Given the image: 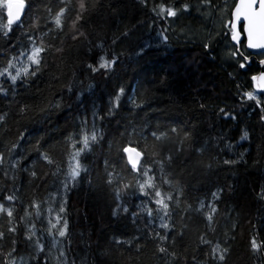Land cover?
Returning a JSON list of instances; mask_svg holds the SVG:
<instances>
[{
	"label": "snow or ice",
	"instance_id": "snow-or-ice-1",
	"mask_svg": "<svg viewBox=\"0 0 264 264\" xmlns=\"http://www.w3.org/2000/svg\"><path fill=\"white\" fill-rule=\"evenodd\" d=\"M106 3L0 0V264H117L114 257L123 252L143 264L149 245L152 260L163 264H229L236 224L229 226L232 235L223 231L221 240V221L227 224L231 217L230 212H221L224 189L217 187L193 204L186 195L185 177L207 175L221 163L228 169L246 163L253 141L250 130L241 127L243 111L200 103L201 112L214 117L209 128L236 129L233 136L220 131L211 137L202 135L197 124L166 118L163 112L149 116L158 105L148 90L126 94L120 86L101 111L91 99L96 87L92 81L115 75L124 55L116 46L133 38L130 28L113 33L110 42L89 31L93 17L102 13ZM138 4L148 10V28L155 35L138 43L135 55L143 58L149 49L167 48L172 38L198 43L206 58L215 61L219 56L248 77L245 89L237 84L238 103L249 113L256 112L264 125V0H183L179 4L138 0ZM193 19L204 25V31L184 22ZM81 47L88 61L86 71L77 77L70 58L73 49ZM74 110L71 129L59 138L44 139L40 128L27 136L17 129L13 139L10 118L15 123H40L57 112L72 115ZM123 111L134 113L136 119L117 129L116 137L106 138L104 121ZM103 148L108 151L96 165L93 183L89 164ZM32 151L35 156L29 159ZM225 151L229 155L221 160L219 155ZM22 175L33 191L27 199ZM49 175L62 177L52 182L50 190ZM85 183L89 191L110 197L114 221L131 224L126 239L114 237L101 250L93 247L86 229L77 231L73 226L70 230L69 196ZM42 185L48 195L37 198L35 190ZM258 199L264 201V189ZM193 231L195 246L189 253L181 245ZM247 246L251 254L264 257V223L253 225Z\"/></svg>",
	"mask_w": 264,
	"mask_h": 264
},
{
	"label": "trees",
	"instance_id": "trees-1",
	"mask_svg": "<svg viewBox=\"0 0 264 264\" xmlns=\"http://www.w3.org/2000/svg\"><path fill=\"white\" fill-rule=\"evenodd\" d=\"M181 2L183 0H175L177 4ZM192 2L194 3V0ZM150 19L148 10L141 8L138 0H107L102 13L98 17H93L89 31L100 39L110 42L113 33L125 28L133 30L130 33L133 38L124 45L116 46L117 52L124 53L120 58L121 63L114 76L107 80L97 77L92 81L96 87L91 99L95 100L98 108L103 111L109 96L120 86L125 88L126 94L129 90L137 95L148 90L153 103L158 105L149 116L163 112L166 118L197 124L205 137L215 136L220 131H228V135L233 136L236 129L232 127L229 131L227 128H209V122L214 117L208 112L202 113L200 103L208 104L212 108L227 105L236 113L243 111L240 117L243 121L241 127L250 130L253 141L244 158L246 163L238 164L234 169H228L221 163L214 172L207 175L197 173L195 176H186L185 183L188 184L186 195L194 204L196 198L203 199L217 187L223 188L224 203L221 205V212H230L231 217L227 224L224 220L221 221L220 239L225 238L223 231H228L229 235H232L229 226L232 223L236 224L235 239L231 241L232 256L229 264H264V257L251 254L247 246L253 225L259 226L260 223H264V201L258 199V193L264 189V125L261 124L256 112L249 113L238 103L237 84L241 86L240 90L245 89L248 77L242 75V70L223 63L219 56L215 61L206 58L198 43H186L175 38L169 41L170 46L167 48L161 46L149 49L143 58L135 55L136 45L147 39L149 35H155L154 30L148 28ZM184 22L189 23L194 29L204 31V25L195 19ZM86 61L88 57L84 48L73 49L70 63L75 68L77 77L81 70L86 71L84 67ZM56 63H60L59 58H56ZM65 71L71 75L69 68L66 67ZM229 73L232 74L231 77ZM87 82L86 79L85 83ZM37 86L43 88V82L38 81ZM74 114L75 110L72 115L63 111L57 112L49 121L40 123L27 120L15 123L10 118L13 139L17 129L24 130L27 136L28 131H36L40 128H43L40 135L44 139L59 138L71 129ZM134 119L136 115L129 111H123L111 120L106 119L103 123L106 138L116 137L117 129L123 130L127 122ZM31 139L34 141L36 137L33 136ZM25 147L27 149L28 146ZM107 151V148L98 151L89 164L93 169V183H96V165ZM227 155L229 154L226 151L221 152L219 158L222 160ZM32 156H35L34 151L31 152L29 159ZM61 178L49 175L46 181L48 189L54 186L52 182ZM20 179L25 185L24 192L27 199L33 195V191L28 186L25 175ZM47 195L48 190L43 185L35 190L37 198ZM111 203L110 197H105L103 193L89 191L86 183L79 189L73 190L68 204L70 230L73 226H76L77 231L86 229L92 234L93 247L98 245L101 250L109 247L114 237L126 239L133 230L132 226L128 222H116L111 218L109 214ZM125 223H128L127 227ZM195 239L196 233L190 232L181 247H187L191 253ZM151 252L152 248L149 245L142 257L143 264H163L162 261L152 260ZM114 259L117 264H124V260H127V264H140L134 256L129 257L127 252L118 254Z\"/></svg>",
	"mask_w": 264,
	"mask_h": 264
}]
</instances>
